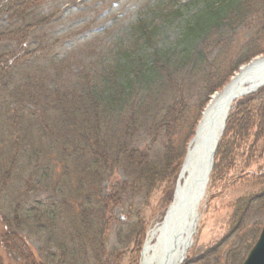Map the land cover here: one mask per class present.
I'll return each mask as SVG.
<instances>
[{
	"label": "rangeland",
	"instance_id": "obj_1",
	"mask_svg": "<svg viewBox=\"0 0 264 264\" xmlns=\"http://www.w3.org/2000/svg\"><path fill=\"white\" fill-rule=\"evenodd\" d=\"M199 1L40 0L38 3L44 4L38 8L34 5L29 17L32 23L43 21L33 44L17 48L11 43H0V54L8 51L21 62L32 57L35 65H42L49 63L51 56L62 60L67 52L75 53L62 65L64 78L69 80L76 73L73 69L84 65L81 56H86L88 62L102 48L113 49L114 56L124 48H137V40L143 44L134 34L139 27L152 29L168 21L162 44L169 46L183 26L199 13ZM241 5L237 21L213 30L200 46L205 55L210 54V65L200 71L189 64L175 72L169 78L172 82H167V87L153 97L149 123L166 113V119L178 123L179 116L185 114L177 128L163 126L152 139L142 134L134 142L146 150L150 162H155L163 159L167 137L174 140L173 154L155 185L144 187L142 192L134 190L123 162L109 154L105 158L109 164L112 162L108 167L111 176L101 178L94 176L99 172L93 171L83 176L85 185L96 189L92 192L98 193L99 200L93 203L91 198L89 205H84L80 196L83 215L78 219L73 208L63 205V196L54 197L47 189L51 184L47 177L33 176L43 177L42 184H33L29 196L24 198L23 181L29 179L32 170L39 171L27 165L20 174V165L11 181H7V189L0 187V264H140L148 232L163 220L172 203L180 164L202 112L213 94L220 92L239 71L241 59L254 53L264 56V0H242ZM173 15L176 17L171 18ZM11 26L8 17L0 15V35ZM262 105L264 88L233 105L199 208L194 243L184 264H242L260 235L264 225V124L261 131L262 117L257 110ZM41 142L39 137L34 138L35 144ZM5 159L6 156L0 158V163ZM66 194L73 202L75 196ZM21 197L25 203L21 210L31 211L28 215L17 212ZM18 213L21 233L10 227ZM27 254L33 260L27 259Z\"/></svg>",
	"mask_w": 264,
	"mask_h": 264
},
{
	"label": "trees",
	"instance_id": "obj_2",
	"mask_svg": "<svg viewBox=\"0 0 264 264\" xmlns=\"http://www.w3.org/2000/svg\"><path fill=\"white\" fill-rule=\"evenodd\" d=\"M39 1L9 0L4 3L5 0H1L0 15H6L12 26L5 30L6 34L0 35V43H11L17 48L22 44H33L43 21L32 23L29 17L31 10L44 4ZM241 3L242 0H200L199 13L183 26L180 35L169 46L162 44L168 21L152 29L139 27L134 34L136 39L143 40V44H138L137 40V48H124L114 56L113 49L102 48L96 50L88 62L86 56H81L84 65L73 69L76 73H71L69 80L64 78L66 71L62 65L75 53L67 52L68 56L62 60L51 56L49 63L42 65H35L37 62L32 57L21 62L8 51L0 54V158L6 156L0 163V167L4 166L0 171L3 191L17 168L21 165V174L28 165L39 173L32 170L29 179L22 180L26 187L21 195L29 196L33 184L41 185L42 178L47 177L46 181L51 183L47 189L54 197L63 196V205L73 208L75 218L79 219L83 215L79 207L83 203L79 202L81 197L84 205H89L91 198L93 203L99 200L98 193L92 192L96 189L86 186L83 176L90 171L93 174L99 172L94 176L101 178L111 176L108 167L112 162L109 164L105 158L109 154L123 162L134 190L142 192L144 187L155 185L156 178L165 172L173 154L174 140L166 136L169 140L163 145V159L155 162H150L146 150L134 142L142 134L152 139L163 126L177 128L185 114L179 116L178 123L166 119L168 113L155 123H149L153 97L167 87V82H172L169 78L175 72L191 66L189 64L193 63L191 68L200 71L210 65V54L205 55L200 46L213 30L237 21L242 11ZM256 55L246 56L238 65ZM68 68L72 69L71 66ZM137 110L141 113H136ZM257 111L262 117L260 127L263 131L264 105ZM36 136L43 142L35 144ZM43 164L45 168L41 169ZM33 176L43 177L33 179ZM66 193L75 196L73 202ZM24 205V201L17 204V212L28 215L31 211L21 210ZM18 215L10 227L21 233L22 219ZM25 257L32 258L31 254Z\"/></svg>",
	"mask_w": 264,
	"mask_h": 264
},
{
	"label": "bare ground",
	"instance_id": "obj_3",
	"mask_svg": "<svg viewBox=\"0 0 264 264\" xmlns=\"http://www.w3.org/2000/svg\"><path fill=\"white\" fill-rule=\"evenodd\" d=\"M226 86L227 89L225 91L213 97V101L210 102L208 110L204 114L206 118L209 111L217 107V116H214L216 118L212 120L213 130L211 134L208 132L209 129H203L200 132L202 135L206 133V135L211 136V139H214L215 142L219 141L223 135L225 119L234 102L264 88V57H259L250 65L241 67ZM198 150L199 141H195L189 147V156L195 159L198 155ZM191 174V167L183 171L181 178L179 177L177 181L175 196L177 191L180 192L194 180V176H190ZM168 217L169 215H167L166 219ZM170 230H172L171 225L168 226L166 222H160L148 232L147 240L141 253L140 264L185 263L191 247L189 245V241H191L189 234L186 233L182 237L173 238Z\"/></svg>",
	"mask_w": 264,
	"mask_h": 264
},
{
	"label": "water",
	"instance_id": "obj_4",
	"mask_svg": "<svg viewBox=\"0 0 264 264\" xmlns=\"http://www.w3.org/2000/svg\"><path fill=\"white\" fill-rule=\"evenodd\" d=\"M226 89L227 87L224 91ZM207 110L208 109H206L205 113ZM214 116H217V107L212 108L206 118L203 117L196 132L193 142L199 141L198 155L193 159L188 153L184 162L182 173L191 167L192 174L190 176H194V180L180 192L177 191L174 201L167 213L170 220L165 218V222L168 226L171 225L172 230L170 231L172 232L173 238L182 237L188 233L191 240L189 241L190 246L193 243L192 237L198 222V208L206 192L209 176L213 169L214 155L218 146V141L215 142L214 139H211V136L206 135V133L202 135L200 132L203 129H209L208 132L211 134L213 130L212 120L216 118ZM226 120L227 117L225 122ZM223 129H225V127ZM244 264H264V228L256 246L253 248Z\"/></svg>",
	"mask_w": 264,
	"mask_h": 264
}]
</instances>
